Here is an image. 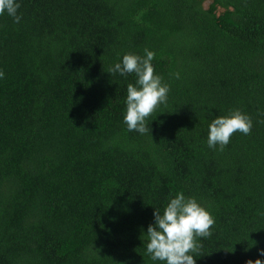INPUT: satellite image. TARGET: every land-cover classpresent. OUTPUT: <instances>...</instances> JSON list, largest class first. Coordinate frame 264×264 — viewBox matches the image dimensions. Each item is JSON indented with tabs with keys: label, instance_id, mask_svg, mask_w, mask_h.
I'll use <instances>...</instances> for the list:
<instances>
[{
	"label": "trees",
	"instance_id": "obj_1",
	"mask_svg": "<svg viewBox=\"0 0 264 264\" xmlns=\"http://www.w3.org/2000/svg\"><path fill=\"white\" fill-rule=\"evenodd\" d=\"M17 2L18 24L0 15V264H162L147 228L181 192L215 219L196 264L264 261V0ZM145 48L170 91L140 134L137 77L108 70ZM236 109L251 133L209 148Z\"/></svg>",
	"mask_w": 264,
	"mask_h": 264
},
{
	"label": "clouds",
	"instance_id": "obj_2",
	"mask_svg": "<svg viewBox=\"0 0 264 264\" xmlns=\"http://www.w3.org/2000/svg\"><path fill=\"white\" fill-rule=\"evenodd\" d=\"M19 8L17 0H0V15L6 12L17 24L22 18L17 14ZM144 52L146 55L143 57L125 54L121 62L108 70L110 74H135L137 77L135 85H127L124 123L129 131L140 134L149 131L148 118L167 103L170 91L169 85L162 82V77L156 74L151 63L155 53L147 48ZM173 75L179 78L178 72ZM3 77L4 72L0 70V78ZM252 127L250 116L239 109L227 116H217L209 125L208 147L216 149L218 145V150L223 151L235 133L249 135ZM154 217L155 223L150 224L146 232V251L151 259L162 264H196L194 256L202 255L198 238L210 237L215 225L211 213L195 198H186L181 192L170 200L162 213L155 208ZM260 254L264 255V249L260 250ZM246 264H264V261L249 259Z\"/></svg>",
	"mask_w": 264,
	"mask_h": 264
}]
</instances>
